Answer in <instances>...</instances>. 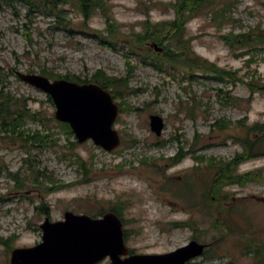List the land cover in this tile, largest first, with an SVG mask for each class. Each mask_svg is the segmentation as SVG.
<instances>
[{"label":"rangeland","instance_id":"374dc122","mask_svg":"<svg viewBox=\"0 0 264 264\" xmlns=\"http://www.w3.org/2000/svg\"><path fill=\"white\" fill-rule=\"evenodd\" d=\"M103 1L106 10L87 20L69 2L59 20L0 0V86L39 112L36 120L25 118L23 129L52 135L50 145L38 148L0 132V264H9L12 249L41 241L45 218L62 220L65 211L98 217L114 205L133 254L166 253L196 240L205 248L188 264H264L256 253L260 247L264 255V139L256 143L261 155L231 169L259 178L225 182L209 194L212 168L242 158L238 139L254 123L264 127V94L244 84L252 75L264 82V46L230 48L221 39L264 27V0H205L185 25L188 49L235 72L237 81L184 65L172 35L160 45L126 48L144 21L172 20L174 0ZM111 27L119 29L114 48L98 41ZM164 46L178 57L165 59ZM41 70L59 76L50 80L73 76L98 83L100 72L126 78L124 94L107 90L119 109L112 126L116 148L104 150L90 139L77 143L53 118L47 95L15 75ZM150 114L162 119L158 136L149 128ZM95 264L111 263L106 257Z\"/></svg>","mask_w":264,"mask_h":264},{"label":"water","instance_id":"95a60500","mask_svg":"<svg viewBox=\"0 0 264 264\" xmlns=\"http://www.w3.org/2000/svg\"><path fill=\"white\" fill-rule=\"evenodd\" d=\"M15 75L50 97L53 118L70 127L77 143L90 139L107 151L118 146L119 136L112 126L119 109L100 84L50 80L19 71ZM162 126L160 116L149 115V128L157 136ZM39 226L41 241L31 247L12 249L9 264H95L105 257L111 264H187L201 256L205 248L204 244L190 240L166 253L127 255L122 224L113 212L90 217L65 211L62 220L50 222L45 218Z\"/></svg>","mask_w":264,"mask_h":264},{"label":"trees","instance_id":"16d2710c","mask_svg":"<svg viewBox=\"0 0 264 264\" xmlns=\"http://www.w3.org/2000/svg\"><path fill=\"white\" fill-rule=\"evenodd\" d=\"M8 4L13 3H24L28 6V9L37 8L42 12H46L49 15H52L54 19L62 20L63 10L62 7L69 2L75 3L76 9L78 13L82 16L84 20L89 19L91 14L96 10H101L102 13L106 10L105 3L107 2L103 0H4ZM105 2V3H104ZM205 0H174L171 4L173 18L170 21L160 22L151 24L149 22H143V32L140 34L131 35L132 40L129 46H126L127 49L131 50L134 48L136 42H147V41H155L162 43L169 36L172 35V39L175 41L176 51H180L182 55H184L185 62L184 65L195 68L201 72H207L210 74H214L216 77L223 78L227 77L230 81H237L236 73L226 70L217 69L214 64L207 62L206 60L200 58L196 54H194L191 50L188 49L186 45V41L184 37L185 25L191 19L192 15L196 12L200 11L202 5ZM264 10V7H263ZM213 13V12H212ZM224 13V11L220 10V16ZM110 25V23H108ZM116 31H119L118 28L111 27V29L107 32V36L99 35V43L105 44L114 48L113 43L115 41H120L119 35L116 34ZM222 41L230 48L240 47L242 49L249 46H264V27L262 24H257L254 28L239 33L226 34L221 36ZM163 54L165 59H173L174 57H178V54L175 53V50H171L168 47H163ZM186 57V58H185ZM126 60L129 59L128 55H125ZM40 74L49 78H55L59 76H53L51 73L47 72V70H41ZM68 80L76 81V82H86L77 79L76 77H65ZM5 78H0V83H3ZM126 78H116L111 77L102 72L97 74V77L94 78L96 82H98L102 88L106 90H110L111 95L114 96V93L118 96L119 93L124 94V89L126 87ZM247 88L252 93L253 91L261 92L264 94V82L259 77L250 76L249 80L244 83ZM114 89H119L118 91ZM231 98V97H230ZM47 101L51 102L50 97L47 95ZM39 113V112H38ZM37 112H31L27 107V103L22 98H16L14 94H11L10 91L3 85L0 86V132L10 135H15L17 138H20L25 145L27 143L36 144L38 148H45L52 140L50 137L52 135H48L45 131H30L27 129H23L22 126L24 124L25 118L30 117L34 120L37 119ZM40 119V118H39ZM37 120L38 122L40 120ZM53 119V118H52ZM58 122V121H57ZM42 123V122H41ZM61 126L65 129L66 134L72 135V131L70 127L66 123L60 122ZM43 128V125L41 126ZM21 128V129H19ZM260 133L264 136V127L260 126L258 123L252 124V126L248 127L246 134L242 136L241 139H238V142L241 144L243 148L242 158H233L230 161H221L212 169H214V174L211 179V186L209 187V194L212 192H216L217 189L223 183H238L242 184L244 182L256 180L259 178L257 174L254 172H248L243 174H235L231 173V169L234 168L235 165L240 163L242 160H246L254 157V155H261L260 145H256V143L260 142L259 140H263L261 137L257 139V134ZM258 140V141H257ZM264 141V140H263ZM260 175V172L258 173ZM16 182L17 177L15 175L12 176ZM17 184V183H16ZM18 185V184H17ZM112 212H115L118 216H120V211L114 205L111 209ZM186 225V224H183ZM256 253L257 256L262 259L264 255L262 254L260 247H257ZM264 259V258H263ZM261 262L263 260H260Z\"/></svg>","mask_w":264,"mask_h":264},{"label":"flooded vegetation","instance_id":"af4514ba","mask_svg":"<svg viewBox=\"0 0 264 264\" xmlns=\"http://www.w3.org/2000/svg\"><path fill=\"white\" fill-rule=\"evenodd\" d=\"M122 231H123V229H122ZM123 234H124V232H123ZM124 238V237H123ZM127 250H128V248H127ZM131 254H133L131 251H129L128 250V252H127V255H131Z\"/></svg>","mask_w":264,"mask_h":264}]
</instances>
